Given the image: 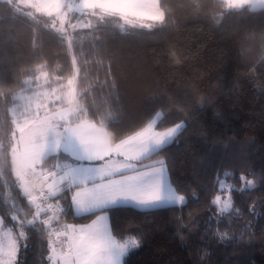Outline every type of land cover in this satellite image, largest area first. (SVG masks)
<instances>
[{
	"label": "trees",
	"instance_id": "16d2710c",
	"mask_svg": "<svg viewBox=\"0 0 264 264\" xmlns=\"http://www.w3.org/2000/svg\"><path fill=\"white\" fill-rule=\"evenodd\" d=\"M158 3L162 21L145 20L149 27L105 15L63 34L0 0V220L15 241L12 264H52L44 222L50 212L30 185L29 166L25 174L43 208L34 218V200L20 187L12 159V110L41 108L35 93L43 106L70 107L71 123L104 127L111 143L156 115L160 130L184 124L170 145L142 163L163 159L185 204L110 211L113 236L140 242L126 264H264V7ZM75 162L58 152L35 165L45 172L49 195L45 177ZM70 196L51 195L59 213L54 227L84 224L97 214L77 217ZM225 198L231 207L221 212Z\"/></svg>",
	"mask_w": 264,
	"mask_h": 264
},
{
	"label": "snow or ice",
	"instance_id": "6c2138e0",
	"mask_svg": "<svg viewBox=\"0 0 264 264\" xmlns=\"http://www.w3.org/2000/svg\"><path fill=\"white\" fill-rule=\"evenodd\" d=\"M183 127L179 123L161 133L148 129L115 149L90 148L74 156L79 166L72 168L70 182L54 188L50 194L70 193L77 217L100 215L90 224L64 226L57 236L58 240L63 237L59 240L60 248L57 249L56 243L49 245L48 259L52 264H126L130 251L137 249L140 242L135 237L122 242L114 238L110 211L117 207L147 211L185 204L186 197L171 183L163 159L142 163L170 145ZM240 179L247 186L254 185L253 180L243 175ZM220 200L216 196L213 203L219 204ZM230 207L231 199H225L220 211L227 212Z\"/></svg>",
	"mask_w": 264,
	"mask_h": 264
},
{
	"label": "rangeland",
	"instance_id": "374dc122",
	"mask_svg": "<svg viewBox=\"0 0 264 264\" xmlns=\"http://www.w3.org/2000/svg\"><path fill=\"white\" fill-rule=\"evenodd\" d=\"M2 1L8 2L18 11L31 15L33 19L63 34L74 29L90 27L97 21H103L105 15L119 16L121 21L130 27H149L146 22L147 20L160 22L163 18L162 11L159 8V0ZM224 1L232 7L254 6L256 2V0ZM33 97L37 101L39 100L36 104L39 105L40 103L41 108L22 107L12 110L17 132L12 149L14 173L23 192L30 198H32L29 193L30 188L24 175L26 168L38 165L39 162L32 164V160L38 157H46L55 150V146L62 133V122L67 114L66 110L70 109V107L66 109L62 108V106L50 108L48 104L47 106H43L46 105V101L42 99L39 93H35ZM68 101V104L72 106L71 97ZM60 174L51 173L45 177V185L50 193L54 188H57L56 186L61 179ZM54 180L56 183H54ZM33 200V215L35 219H39L43 208L35 198ZM44 222L48 227V246L50 243H56L55 246L59 249L61 246L59 240L63 239L60 237L58 240L57 236L64 226L60 228L54 227L51 216L44 217ZM14 258L15 241L10 233L2 231L0 220V264H12Z\"/></svg>",
	"mask_w": 264,
	"mask_h": 264
},
{
	"label": "crops",
	"instance_id": "0c3cea01",
	"mask_svg": "<svg viewBox=\"0 0 264 264\" xmlns=\"http://www.w3.org/2000/svg\"><path fill=\"white\" fill-rule=\"evenodd\" d=\"M257 1L258 0H256V2ZM158 119H159V115H156L143 128L137 130L136 132L128 135L127 137L123 138L122 140H120L116 143H111L109 133L104 127H102V126H100V125H98L92 121H88V120H81V121L71 123L68 121V115L66 114L65 119L62 122V133H61L60 138L57 142V145L55 146V150L49 154L63 152L65 154H67L70 158H72L76 162L73 164L67 165L63 169H61L62 170L61 174H60L61 179L59 181L67 180L68 183L70 182L72 168L79 166L78 160L75 159L74 156L78 157L80 155V153L84 150H87L90 148H98L101 150L115 149L117 147H120V146L126 144L130 139L138 138L141 134L145 133L146 130H148V129H150L152 133H161V132L166 131L170 127L175 126V125H172V126H169L165 129H161V130L157 129L156 123H157ZM43 158L44 157H38V158L32 160V164L42 161ZM27 166H29V165H27ZM156 166H159V165H156ZM24 175H25V179L27 181V185L29 186L26 174H24ZM54 183H56L55 180H54ZM60 184H61V182H60ZM56 187L59 188V184H57ZM29 188H30V186H29ZM29 193H30L31 197L34 199L35 196H34L31 189H30ZM70 207H71V196H70ZM71 210L75 214V211L72 207H71ZM97 215H100V213H97L87 223L75 224V225L90 224V223H92V221H94L96 219ZM68 224H72V223H68ZM65 225H67V224H65ZM62 239H63V237H62Z\"/></svg>",
	"mask_w": 264,
	"mask_h": 264
},
{
	"label": "built area",
	"instance_id": "2783aa9c",
	"mask_svg": "<svg viewBox=\"0 0 264 264\" xmlns=\"http://www.w3.org/2000/svg\"><path fill=\"white\" fill-rule=\"evenodd\" d=\"M27 173L31 187L37 194L39 200L45 204L47 210L50 212L51 218L54 220L58 219L59 213L57 206L52 202L51 195L46 192V189L42 185V179L45 175L44 170L33 166L28 168Z\"/></svg>",
	"mask_w": 264,
	"mask_h": 264
},
{
	"label": "water",
	"instance_id": "95a60500",
	"mask_svg": "<svg viewBox=\"0 0 264 264\" xmlns=\"http://www.w3.org/2000/svg\"><path fill=\"white\" fill-rule=\"evenodd\" d=\"M254 7H258V8L264 7V0H258L255 3ZM29 203L32 205V201L31 200H29Z\"/></svg>",
	"mask_w": 264,
	"mask_h": 264
}]
</instances>
